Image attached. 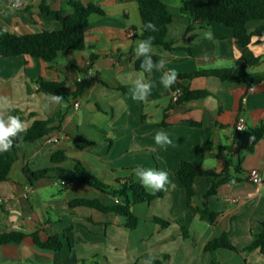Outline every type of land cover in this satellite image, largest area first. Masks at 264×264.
<instances>
[{
  "label": "crops",
  "instance_id": "obj_1",
  "mask_svg": "<svg viewBox=\"0 0 264 264\" xmlns=\"http://www.w3.org/2000/svg\"><path fill=\"white\" fill-rule=\"evenodd\" d=\"M48 1L52 10L64 15L72 11L70 0ZM74 1L97 5L104 12L89 17L83 51L62 53L53 63L30 56L0 57V96L11 99L15 115H21L26 127L35 119L58 115L53 123L56 130L49 136L19 145L7 181L0 182V234L26 235L21 243L0 245V264H264L259 248L246 249L264 221V133L252 145L253 131L264 126V38H254L248 47L260 63L248 70L247 82L224 83L208 76L178 79L164 88L163 72L153 69L150 75L145 73L154 84L147 102L134 101L130 90L139 73L134 64L141 58L134 52L142 28L138 0ZM162 1L174 14L168 38L189 49L188 53L153 46L151 55L165 62L163 71L190 74L223 69L242 57L231 29L196 24L188 33L186 18L178 13L182 0ZM11 3L0 0L2 30L22 35L62 29L60 22L40 11L41 0H22L16 9ZM253 29L250 25L249 32ZM255 75L262 80L249 85ZM39 78L59 83L67 94L76 91L78 82L85 85L75 98L64 97L67 108L45 107V94L36 83ZM179 86L206 95L176 104L172 94ZM74 102L79 103L77 109ZM238 120L243 122L242 131L236 130ZM159 130L168 135L171 145L155 142ZM78 138L91 145L79 149ZM57 152L67 160L53 165L51 158ZM181 162L219 176L199 177L193 183L192 206L217 213L213 224L186 207L185 190L175 176ZM25 166L30 171H52L30 183L23 174ZM138 166L168 172L170 183L166 191L143 186L147 193L160 196L130 205L134 229L126 226L123 216L70 206L79 199L106 204L109 191H119L124 180H139L134 173ZM82 169L109 191L80 182L75 172ZM251 170L258 171V184L248 178ZM224 173L231 181L219 184L215 194L205 198ZM35 232L43 242L50 233L58 236L60 250L37 247L30 237ZM223 233H228L236 251H207L206 244Z\"/></svg>",
  "mask_w": 264,
  "mask_h": 264
},
{
  "label": "trees",
  "instance_id": "obj_2",
  "mask_svg": "<svg viewBox=\"0 0 264 264\" xmlns=\"http://www.w3.org/2000/svg\"><path fill=\"white\" fill-rule=\"evenodd\" d=\"M138 11L142 23L140 40L153 36V46L163 47L167 51L185 50L189 53L188 48L175 46V41L168 38V27L173 22L174 14L171 9L162 0H138ZM68 6L71 8V13L64 15L62 11L52 10L48 0H41L39 9L42 13L49 16L52 20L60 22L62 29L59 31H42L40 33L15 35L8 32H3L0 35V57L11 58L19 56H30L39 59L45 63L55 62L62 53L68 51H83L85 49V30L89 24L91 15L103 16V10L94 4H82L80 2L70 0ZM178 13L183 15L187 21V32H191L194 26L218 24L225 28L231 29L237 45L243 50L242 57L237 60L232 67L203 71L199 70L190 74H179L178 79H193L198 77L212 76L224 83H241L247 82L249 78L248 70L257 66L260 63V58L253 56L248 51V47L254 38H264V0H182L181 7ZM148 21L156 24L158 31H145L143 26ZM253 25L254 29L249 32V26ZM0 31L2 29L0 28ZM189 39H192L190 37ZM153 57L154 61L161 59ZM92 59V58H91ZM143 57L135 61V70L140 71V63ZM262 80L260 75H255L249 85H254ZM38 90L42 93L59 94L63 97L75 98L83 91L85 82H78L74 93L67 94L61 85L54 81H46L42 78L36 80ZM181 96L176 104L184 103L193 99L202 98L206 95L205 91H191L188 88L181 87ZM15 115V111H13ZM58 118V115H53L46 120L35 119L27 128L25 133H22V139L18 140L10 152L0 153V182L7 181L8 173L11 166L17 160V150L22 143H33L49 136L54 130L53 123ZM264 133V126L253 131L252 145L260 139ZM79 149H83L91 142L78 138ZM250 150V149H249ZM67 160L63 152H57L51 158L53 165H58ZM52 168H46L38 171H30L26 166L23 168V174L30 183L47 177ZM77 173L79 181L94 187L95 189L108 192L109 188L92 177L85 169ZM175 176L185 190L186 207L194 214L199 215L200 219L213 224L216 220L217 213L210 212L207 208L198 209L192 206V199L195 196L193 183L199 177H219L212 171H205L199 166H194L189 162H181L175 172ZM231 177L226 173L223 178L212 186L205 194V198L215 194L219 184L231 181ZM127 192L130 193V197ZM111 198L106 204H102L97 200L79 199L70 203L71 207L86 206L94 208L102 213H114L126 218V226L129 229H134L136 219L132 216L130 205L133 203L150 202L154 198L160 196V193L149 194L143 188L140 180L133 181L126 179L122 183L119 191H109ZM117 198L119 202L114 199ZM153 221L161 225H168L167 222L158 218H153ZM181 226V221H177ZM261 231L257 234L251 245L246 248H259L264 253V221L261 222ZM184 237H188V232L182 226ZM26 235L22 232H6L0 234V245L21 243ZM33 243L42 249L53 251L60 250L62 243L58 236L49 234L46 241H41L37 232L30 235ZM206 250L213 253L217 249L224 248L236 251L234 246L229 241L228 233H223L221 236L212 239L206 244Z\"/></svg>",
  "mask_w": 264,
  "mask_h": 264
},
{
  "label": "clouds",
  "instance_id": "obj_3",
  "mask_svg": "<svg viewBox=\"0 0 264 264\" xmlns=\"http://www.w3.org/2000/svg\"><path fill=\"white\" fill-rule=\"evenodd\" d=\"M22 0H12L11 7L16 9L21 5ZM145 31L156 32L158 28L155 23L148 21L143 26ZM7 29L0 31V35ZM207 38L211 39V33L207 34ZM153 36H148L143 40L137 41L134 49L135 55L143 57L139 67L140 71L137 78L133 81V88L131 91V98L134 101L147 102L149 95L154 87L153 82L147 79L145 73L149 75L153 69H158L163 72L160 83L164 88H171L176 84L179 74L174 70H164L165 62L163 60L154 61L151 55L153 47ZM224 61L217 60V65H223ZM45 107L48 105H58L61 108H67V103L62 95L45 93ZM12 101L7 96H0V153H7L12 150L18 140L22 139L21 134L27 131L26 123L19 115L13 114ZM243 130V129H241ZM155 142L158 145H171L172 141L168 135L159 130L154 136ZM135 175L139 178L142 186L150 188L154 191H166L169 185V174L163 170H156L151 168H143L138 166L134 169ZM235 181H233L234 183Z\"/></svg>",
  "mask_w": 264,
  "mask_h": 264
},
{
  "label": "built area",
  "instance_id": "obj_4",
  "mask_svg": "<svg viewBox=\"0 0 264 264\" xmlns=\"http://www.w3.org/2000/svg\"><path fill=\"white\" fill-rule=\"evenodd\" d=\"M181 88L180 87H175L174 91H173V94H172V100L173 102H177L178 99L180 98L181 96ZM73 107L75 109H77L79 107V103L78 102H74L73 103ZM236 130L237 131H242L241 129H244V125H243V122L241 120H238V122L236 123ZM247 176L248 178L251 180V182L253 184H258L261 180H260V176H259V173L258 171L256 170H251L247 173ZM116 202H119V200L117 198L114 199Z\"/></svg>",
  "mask_w": 264,
  "mask_h": 264
},
{
  "label": "rangeland",
  "instance_id": "obj_5",
  "mask_svg": "<svg viewBox=\"0 0 264 264\" xmlns=\"http://www.w3.org/2000/svg\"><path fill=\"white\" fill-rule=\"evenodd\" d=\"M19 116L21 117V115L19 114Z\"/></svg>",
  "mask_w": 264,
  "mask_h": 264
}]
</instances>
